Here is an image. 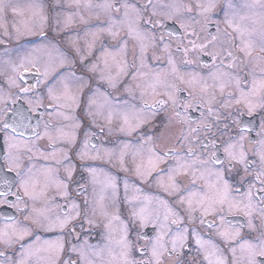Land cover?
<instances>
[{"label": "flooded vegetation", "instance_id": "af4514ba", "mask_svg": "<svg viewBox=\"0 0 264 264\" xmlns=\"http://www.w3.org/2000/svg\"><path fill=\"white\" fill-rule=\"evenodd\" d=\"M245 0H234L235 5L231 8L227 7V2L231 0H217V6L208 15L209 19L207 22V32H205L200 24L194 25L196 30L200 33L203 38L207 33L216 34L217 27L220 28L221 32L228 31L231 35L235 36L236 33L232 32L231 29L226 28L224 23L226 18V13L229 19H232L234 23L238 24L241 29H246L242 26L243 23L249 22L250 28L247 30V36L250 39H245L252 41L254 45L253 56L259 53V46L261 43V32L264 31V21L261 20L262 12H259V6L255 7V10L250 14H240L238 15L237 10L241 7L242 2ZM118 2V1H117ZM185 0L183 1V3ZM186 5V4H184ZM187 5H191L190 1H187ZM144 11L142 12V21L138 23V26L147 36H155V43L148 45L147 58L145 63L147 67L142 69L143 72L147 73L146 76L141 78L138 82L141 87L146 89L148 95L145 96L152 103L153 100H167V96L164 95H151V85H155L156 91L162 93L164 91H172L173 88H167V85L174 86L178 89L179 100L177 103L180 105L176 110L181 113L186 121H191V127H197L198 124L203 123L201 113L207 112V104L201 103V97H205V93L201 91V83L199 78L203 77L207 80L209 84H213V81L209 78L208 74L210 71H214L211 67L213 61L205 53L196 54L193 50L187 58H185L183 51H177V45L183 44L190 47L188 41L195 39L192 36H186L185 30L180 27L181 22L186 24H191L193 20H198L203 24V18L196 15V12L179 11L177 13L179 16H171L169 18H162L160 16L152 17V11L144 6ZM123 10L120 13L113 12L114 17L122 16ZM86 16L84 20L85 24L89 28L88 34H83L80 27H85V25L78 24L79 22H74L76 36L75 41H80V44L84 42L88 43V52L79 53V49L76 48L75 54L72 57V72L75 73V78L71 79V91L78 94L79 96V106L73 108H66L63 111L70 116V119L64 120L62 116H57L55 114L54 108L49 107V100L47 99L46 89L32 88L33 85L37 84L38 76L34 70L25 72L23 68H19L17 71H13V68L19 64L20 54L25 49L20 48L19 50L14 49L11 45V38L4 39L5 43L0 44V47L8 48L10 56L8 62H10L12 67H2V61L0 60V178H9L13 181V187L11 191L16 192L18 190L19 177L16 176L15 172H9L8 167L4 163V158L8 146L5 143L7 138L11 142L19 143L21 146L26 142L31 143L34 146L33 149V163L37 171L36 178L40 182L39 186H42L45 182V177L42 172V168L49 164L55 169L56 166L51 158V154L55 151L56 158H60L63 151H67L69 159L65 161V164L75 165L74 172V182L71 183L69 189V199L75 198L76 203L81 205L84 204L85 200L88 202L89 209L95 206V201L104 195L106 199L104 200V205L107 215L100 213L99 209L97 214L93 217L96 223L92 226L88 224L83 225V231L80 228H76L75 233L69 238L66 233H61L59 231L45 232L40 229H35L34 226L30 224V221L24 220V215L27 212H20L17 207L10 206L15 205L16 198L14 196H8L6 199L9 203H0V229H4L6 225L14 222H18L21 225L33 227L34 234L31 237L26 238L22 243L25 245L30 244L31 241L39 236L42 241H51L52 239L61 238L70 239L71 243L68 247L73 244L79 246L82 242L87 241V243L93 248L100 252V257L93 259H100L103 261H108L110 259L109 253L119 254L122 249L119 245L115 243H110L108 239L109 230L105 228V224L109 223L113 216L118 215L120 217L119 221H112L111 232L112 239L119 240L121 236H126L128 242V259L132 261H146L148 259V253L151 250L152 243L158 233V227L155 220L156 216H159L160 221L164 222V216H168L166 222L167 227L164 232H170L169 235H165L164 243H168L170 246L171 235H175L177 232L188 229L186 233V247L181 249V254L179 259L182 264H209L207 260L204 259L205 253H212L213 249H218L215 255H211L210 259L215 264L217 257L224 259L227 264H231L233 259V254L231 248L235 247L237 249L236 256H246L247 250L240 248V244L243 241L252 240V237L256 236L258 233L251 232L247 227L248 218L242 212L228 213L225 211L224 215L231 225L239 230L240 236L235 240H225L217 235L218 227L212 226L215 223L219 226V217H214L212 215L204 216V223L201 221V213L196 211L193 213V220L189 221L186 209L187 203H180V196H186L183 191L185 187H190L188 178L178 177L179 185L181 191L177 194L168 195L159 185L158 180L163 181L165 186L168 185L167 180V168L168 162H170L171 157H169L168 162L160 165L161 171L159 173H153V176L149 178L148 182H142L141 179L136 175L134 165L132 163V152H134L140 145V137L144 134L154 137L153 143L158 149H163L165 147H175L180 148L179 144H173L172 141L175 139V135L178 134L180 125L176 122V117L173 114V108L171 103L156 104L155 107L148 114L149 122L146 123L142 129L136 132L133 136L129 137L115 130L116 123L113 127L112 134L109 135L107 131L106 121L104 116L107 115V107L100 108L104 105L103 93H110L113 105H119L124 101L130 104L139 105L140 103V89H135V84L137 81H133L132 76L121 77L120 82L117 85V89L113 90L109 87L106 82V78L109 76V69L111 70V75L116 74V63L124 59V53L120 50V41L125 38V32L121 31L119 36L113 38L106 31L100 32L101 28H107L106 15L101 12L95 14L94 10L89 12L84 10L81 17ZM176 17H179L177 19ZM241 17H248L249 21H242ZM152 20L155 22L149 23ZM174 22L176 27L171 29L170 24ZM192 29L189 28L190 32ZM142 32V31H141ZM95 33V35H94ZM56 36V35H54ZM56 40L60 41L58 37ZM38 41L33 39L32 42ZM239 42V41H237ZM25 43V42H22ZM15 44V43H14ZM13 44V45H14ZM60 44V43H59ZM137 42L134 40L128 41V55L127 60L129 64V72L135 71V68L139 67L140 60L137 59L133 62L132 51L136 48L139 52L138 47H136ZM61 46V44H60ZM22 49V50H21ZM45 50V49H44ZM107 50V52L105 51ZM3 50H0V53ZM26 51V50H25ZM24 51V52H25ZM35 52V51H34ZM28 53L34 54L33 56L37 60L38 66H45V58L40 57L38 54L29 51ZM110 53V54H108ZM239 55V53H237ZM264 55V54H261ZM2 58L3 55L0 54ZM169 59L172 60L173 65H175L177 71L172 73L173 65L168 63ZM185 59L192 61L191 63H185ZM105 62H107L108 68L105 67ZM240 64V61H236ZM227 64V59L225 60ZM253 63H250L247 67L237 68L233 71L235 74L238 72L241 76L240 90L247 91L249 87L250 77L248 72L253 68ZM95 65L94 70L92 66ZM4 66V65H3ZM31 67V65H28ZM69 66V67H70ZM68 64L64 67L57 68V71L48 80V83L53 84L62 76L64 70L69 68ZM255 71L259 73V68L256 67ZM23 75V79H19L20 75ZM157 74L159 76V83H157ZM196 76L195 82L189 83L191 78ZM105 78V79H102ZM183 77V82L179 79ZM217 85L219 81L216 82ZM131 84L135 89V95L124 92V87ZM81 85H84L82 91H80ZM30 89L31 91L22 92L21 89ZM62 89H58V92ZM215 91L216 101L211 105L214 110L219 111L221 114V120L212 127V132L215 133V137L211 134H207V139L205 143L207 144V151L210 155L211 152L216 153L217 159L224 161L225 153L223 141L229 138V135L233 139H238V133L245 137L244 149L247 157V166L250 175H246L243 170V165H237L235 169L228 171L226 175V180L232 185L233 189H239L241 193L246 192L249 185L252 183L256 184V189L260 187L259 182L255 180V171L259 170V160L257 156L252 154L253 145L259 139L257 132L260 130V114L257 113L253 116H249L243 105H233L231 109L220 108L219 105L222 102L232 103L229 96H238L239 91H237L235 84H231L230 87L225 89L223 95L219 92L218 87L210 88L209 94ZM189 93L192 94L190 97ZM96 94V95H94ZM43 97V100H41ZM95 99L96 103L93 105V111L99 109L103 114L97 117V124H104L105 131L101 133L98 126H94L91 123L92 118L86 116L85 109L88 107L89 98ZM189 104L190 107L185 108L183 105ZM53 113L52 117H49V113ZM231 113V115H229ZM76 117L75 119L73 117ZM74 121L72 122L71 120ZM47 122L52 126H66V131L71 133L73 130V125L79 122L81 125L80 129H76L77 143L71 147L67 143H55L50 145L47 138L35 139V133H40L43 136L45 128L44 124ZM228 125V129H224V125ZM7 125V127H5ZM217 127L221 131H217ZM185 131H187L188 123L184 124ZM84 131H88L92 136L91 141L88 146L89 155L95 156L97 150L101 154V158L98 159H85L79 160L76 157V150L80 147L81 143L85 139ZM224 132V135H221ZM202 139L205 138L206 133L203 131L199 133ZM215 139V147H213L212 141ZM125 143L130 145L127 150V156L125 167L128 171H123L118 163L116 157L119 155L120 149ZM92 145L96 147L93 148ZM258 147V145H256ZM105 149L111 150L116 155L113 157L112 161L109 162L107 157L103 156ZM23 149L21 148V151ZM184 150H187V145H184ZM203 151V149H200ZM14 153L16 150H12ZM239 148H237V153ZM41 153L49 155L50 159L45 161L40 158ZM183 155V153H181ZM24 164L29 163L27 155L23 156ZM138 162V161H137ZM214 168H221L220 164L213 165ZM96 169L98 172L95 182H93L92 176L89 174L87 169ZM223 170V169H221ZM105 174L110 175L115 179L116 188H104ZM65 172L63 168H60L58 172L53 171L50 179L48 180L47 197H42L35 202L27 201L29 208L35 207L50 208V215L55 214L58 209L54 204L65 205L66 200L58 194L56 181L64 179ZM241 178H243L241 180ZM204 181L198 180L195 185L196 189H201ZM127 184V188L125 185ZM83 185V189L79 186ZM254 189L255 195L257 197L261 196L262 193ZM0 190L3 187L0 186ZM20 195L23 196V192L20 191ZM232 195L239 199L238 194L233 191ZM151 197V201H147L146 198ZM4 199V198H0ZM164 201L167 205L159 203V201ZM47 201V202H46ZM193 206L196 207V200H193ZM20 208L24 207V204L19 205ZM141 208L145 211L143 215L151 220L150 223H145L143 227H140L138 216H134L133 213L139 214ZM107 209V210H106ZM111 209V210H110ZM171 209V213L169 212ZM66 210V209H65ZM113 213V214H112ZM175 213L176 215H173ZM91 216V211L89 212ZM110 214L112 216L110 217ZM179 218V223H174ZM258 224V220L256 221ZM119 228L123 229H118ZM122 226V227H121ZM194 233V235H193ZM196 238H202L206 243L204 248L196 243ZM210 242V243H208ZM254 242V241H253ZM107 245L106 248L103 247ZM0 251H4L6 257L18 258L20 254V245L17 244L14 248L5 249L3 245H0ZM42 256L46 255L41 253ZM40 254V255H41ZM75 259L76 257L71 253H65L62 255V259L67 260L69 258ZM0 264H3V258H0Z\"/></svg>", "mask_w": 264, "mask_h": 264}, {"label": "snow or ice", "instance_id": "6c2138e0", "mask_svg": "<svg viewBox=\"0 0 264 264\" xmlns=\"http://www.w3.org/2000/svg\"><path fill=\"white\" fill-rule=\"evenodd\" d=\"M73 3L79 7L80 0H73ZM85 7H91L90 3H85ZM217 6V0H209V3L205 4L197 0L194 7L189 5H180L178 7L180 11L196 12V15L203 18V24L198 20H193L191 24H186L181 22L180 27L185 30L186 36L195 37V39L189 40L188 43L190 47L183 44L177 45V51H183L185 58L195 50L196 54L205 53L213 61L212 68L214 71H210L208 76L213 81V84H209L207 80L200 77V83L202 85L201 91L206 95L201 97V103L207 104V112L201 113L203 123L197 125V127H191V121H186V118L181 115L176 109L180 106L177 101L179 100L178 89H175L172 85H167V88H173L172 91H164L159 93L156 91L155 85H151V95H164L167 96V100H153L149 103V100L145 98L148 95L146 89L141 87L138 82L141 78L147 75L142 69L147 67L145 60L147 58L148 45L145 44V40L149 41V44L155 43V36H147L145 33L141 32L138 21L142 19L143 7H138L137 5L130 3L129 0H104L103 3L97 5L99 9L106 15L107 28H101L99 31H106L110 36L116 38L119 36L121 31L125 32V38L120 41V50L124 53V59L118 61L115 65L116 74L111 75V70L109 69V76L106 78V82L109 87L113 90L117 89V85L120 82L121 77L131 75L133 81H137L135 84V89H140V103L139 105L130 104L127 101L120 103L118 106L113 105L111 94L103 93L104 105L100 108L107 107V115L104 116L107 125L108 134L111 135L113 131V125L116 123L115 130L126 136H133L142 127L149 122L148 114L155 107L156 104H169L171 103L173 108V114L176 117V122L181 126L178 134L175 135L173 144H179L180 148L175 147H165L163 149H158L154 141V137L144 134L140 137L141 143L139 147L132 152V163L134 165L136 175L141 179L142 182H148L149 178L153 176V173H159L161 171L160 165L168 162L169 157H171L170 162H168L167 168V180L168 185L165 186L163 181L158 180L160 187L168 193V195L177 194L181 191L178 177L188 178L190 187H185L183 191L186 196H180V203H187V215L189 221L193 220V213L199 211L201 213V223L205 221L204 216L212 215L214 217H219V226L215 223L212 224L214 227H218L217 235L225 240L235 241L239 236L240 232L233 225L229 223L226 219L224 213L242 212L247 218V227L251 232L258 233L256 236L252 237V240L243 241L239 246L242 249L247 250L246 256L237 257L235 247L231 248L233 254V259L231 264H264V31L261 32V43L259 46V53L253 56L254 45L250 40L245 39L247 34L246 29H241V27L234 23L232 19H229L226 13L225 25L226 28L231 29L232 32L236 33L235 36L231 35L228 31L221 32L220 28L217 27L216 34L207 33L203 38L200 33L196 30L194 25L200 24L202 29L207 32V22L209 19V13L215 9ZM259 6L264 10V0H252L251 4L245 5V7L254 8ZM30 8L34 10H39V5L30 4ZM228 8L232 5L229 3ZM5 9H10L14 15H20V10L18 6L12 4L11 0H0V30H2L3 37H11L13 33H19L21 29L13 23L12 31L10 32L7 25L3 22V13ZM123 10L122 16L114 17L113 12L120 13ZM131 13H135V19L131 17ZM157 13L155 10L152 12V16ZM179 19V17H176ZM45 18L41 16L43 21ZM241 19H246V17H241ZM261 20L264 21V14L261 15ZM149 23L155 24L154 21L149 20ZM67 23H72V18L69 15L67 17ZM192 30L189 32L188 29ZM30 30V29H28ZM43 35V32H41ZM95 35V33H94ZM134 40L137 42L136 47H138L139 52L136 48L132 51L133 62L137 59L140 60L139 67L135 68V71L129 72V64L127 60L128 55V41ZM239 41V42H237ZM5 43V40L0 38V44ZM107 52V50H105ZM239 53V55H237ZM110 54V53H108ZM227 59V64L225 60ZM240 61L237 64L236 61ZM185 63H191L192 61L185 59ZM253 68L248 72L250 77L249 87L247 91L240 90L241 76L238 72L235 74L231 70H235L241 67H247L250 63H253ZM66 61L61 60L59 67H64ZM168 63L173 65L171 59ZM31 65L29 67L28 65ZM95 65L92 69H95ZM105 67L108 68L107 62H105ZM259 68V73L255 71V68ZM19 68H23L25 72L34 70L39 77L37 84L33 85L32 88L46 89L47 99L49 100V107L54 108L55 114L57 116H62L66 121L70 119V116L66 114L63 110L66 108H73L79 106V96L73 93L69 87L68 80L75 78V73L66 74L60 77L56 83L50 84L48 80L57 71L56 68L49 67L45 65L43 70L38 66L37 60L35 58L28 60L27 58H22L20 63L13 68V71H17ZM177 69L175 65L172 67V73H176ZM19 79H23V75L19 76ZM102 79H105L102 77ZM183 82V77H179ZM196 76H193L189 83L195 82ZM217 81H219L217 85ZM157 83H159V76L157 74ZM231 84H235L237 91H239L238 96H229L232 103L222 102L219 107L225 109H231L233 105H243L249 116H253L257 113L260 114V130L257 132L259 139L255 142L252 148V154L257 156L259 160V170L255 171V180L259 182L260 187L256 189V184L252 183L249 185L246 192L241 193L240 190L233 189L232 185L226 180V175L228 171L235 169L237 165H243V170L246 175H250L247 166V157L244 149L245 137L238 133V139H233L231 135L227 140L223 141L225 160L221 161L217 159L216 153L213 151L208 154L207 144L205 139H207V134H211L215 137V133L212 132V127H214L220 120L221 114L216 111L211 106L213 102L216 101L215 91L209 94L210 88L218 87L221 95L224 94L225 89L230 87ZM84 85H81L80 91H82ZM30 89H21L22 92L31 91ZM58 89L62 91L58 92ZM135 89L131 84L124 87V92L135 95ZM96 95V94H94ZM190 97L192 96L189 93ZM43 100V97H41ZM96 101L92 97L89 98L88 107L85 109L86 116L92 118L91 123L94 126L100 128L101 133L105 131L104 124H97V117L101 116L103 113L97 109L93 111V105ZM185 108L190 107L189 104L183 105ZM53 113H49V117H52ZM231 115V113H229ZM188 123L187 131H185L184 124ZM7 127V125L5 126ZM44 134L35 133V139L47 138L49 144L55 143H67L70 147L77 143L76 129H80L81 125L76 122L73 125V130L71 133L66 131V126H52L47 122L44 124ZM224 129H228V125H224ZM217 131H221L218 127ZM206 133L204 139L199 135L201 132ZM95 133L89 135L88 131H84L85 139L81 143L80 147L76 150V157L79 160L85 159H98L101 158L99 150L95 156L89 155L88 146L91 141L92 136ZM224 135V132H221ZM5 143L8 146L6 151L4 163L8 167L9 172H15L16 176L19 177L18 190L16 192L11 191L13 187V181L9 178H0V186L3 190H0V203H9L6 199L8 196H14L16 198V204L10 205L18 208L20 212H27L24 215L25 221H30V224L34 226L35 229H40L45 232L59 231L61 233H66L67 237H71L76 233V228L79 227L81 232L83 231V225L86 223L90 226L94 225L96 221L93 217L97 214L99 209L100 213L107 215L104 211L105 205L104 200L106 197L101 195L98 200L95 201V206L89 209L88 202L85 200L84 204L81 205L76 203L75 198L69 199V189L72 182H74V172L75 165L65 164V161L69 159L67 151H63L60 158H56V152L51 154V158L54 164L58 167L55 169L51 164L44 166L42 168L43 175L45 177V182L42 186L36 178L37 170L32 162L33 160V149L34 146L31 143H25L20 145L16 142H11L7 138ZM213 147H215V139L212 141ZM184 145H187V150H184ZM258 145V147H256ZM95 148V145H92ZM130 145L125 143L119 151V155L116 157L118 163L123 171H128L125 167L127 156V150ZM21 148L23 149L21 151ZM237 148L239 152L237 153ZM200 149H203L201 151ZM12 150H16L15 153ZM183 153V155H181ZM27 155L29 163L24 164L23 156ZM116 154L111 150L105 149L103 156L107 157L108 161L111 162ZM45 161L49 160V155L41 153V157ZM138 161V162H137ZM220 164L221 168H214L213 165ZM60 168L64 169L65 177L56 181L58 194L66 200L65 205L54 204L58 209L55 214L50 215V208H29L27 201H33L47 197L48 180L53 171L58 172ZM223 169V170H221ZM89 174L95 182L98 172L96 169H87ZM243 178H241L242 180ZM198 180L204 181L201 189H196L195 185ZM104 188H116V182L113 177L105 174ZM83 189V185L79 186ZM127 188V184L125 185ZM254 189L262 193L261 196L257 197L255 195ZM20 191L23 192V196L20 195ZM235 191L239 199L232 195ZM151 197L146 198L147 201H151ZM196 200L197 206H193V200ZM47 202V201H46ZM23 203L24 207L20 208L19 205ZM159 203L164 204V201H159ZM66 209V210H65ZM91 211V216L89 212ZM145 209L141 208L139 214L133 213L134 216H138L140 227H143L145 223L152 222L147 219L143 213ZM171 213V209H169ZM176 215L175 213H172ZM120 217L118 215L113 216L109 223L105 224V228L109 230L108 239L110 243H115L119 245L122 251L119 254L109 253L110 259L108 261H103L100 259H93V257L99 258L100 252L96 251L93 246L89 245L87 241L82 242L79 246L72 245L68 247L71 243L70 239H65L63 236L55 241H41L39 236H36L31 244L25 245L22 243L26 238L33 236V227L21 225L18 222L6 225L4 229H0V245H3L5 249L14 248L17 244L20 245V254L18 258L6 257L4 251H0V258H3V264H182L179 259L181 254V249L186 247L187 236L186 233L188 229L177 232L175 235H171L170 246L168 243H164L165 235H169L170 232H164L167 227L168 216H164V222L160 221L159 216L155 217L158 233L155 241L152 243L151 250L148 253V259L146 261H132L128 259V242L126 236H121L119 240L112 239L111 223L112 221H119ZM258 220V224L256 221ZM179 218L174 221V223H179ZM194 235V233H193ZM254 241V242H253ZM196 243L204 248L205 241L202 238H196ZM210 243V242H208ZM218 249H213L212 253H205L204 259L213 264L210 259L211 255H215ZM45 253L46 255H40ZM65 253H71L76 258L71 257L67 260L62 259V255ZM215 264H227V262L217 257Z\"/></svg>", "mask_w": 264, "mask_h": 264}, {"label": "rangeland", "instance_id": "374dc122", "mask_svg": "<svg viewBox=\"0 0 264 264\" xmlns=\"http://www.w3.org/2000/svg\"><path fill=\"white\" fill-rule=\"evenodd\" d=\"M183 1L184 0H129L130 3H133L138 7L147 6L152 12L153 10H155V12L157 13L155 16H160L162 18L179 16L177 13H179L180 10L175 6L184 4L187 5V1H190L191 5H195V3L197 2V0H185L184 3ZM11 2L12 4L18 6L21 14L14 15L10 11V9H5V12L3 13V22L7 25L10 32L12 31L13 23H15L21 29V31L19 33H13L11 37H3L2 35H0V38H11V45L14 49L17 48V50H19L20 48H24L26 50H24L25 52H19V57H21L20 61L22 58H27L28 60L35 58L33 56L34 54L28 53L32 50L33 53L45 58V65L57 69L59 68L61 60L66 61L65 65L68 64V67L72 65V57L73 53L75 54L76 52V48L79 49V53L88 52L87 42L80 44V41L76 42L74 39L76 37L74 36V34H76V32H74V22H79L78 24L85 25V27H80V29L82 30L83 34H88L89 28L84 22L86 16H81L84 13V10H88L89 12L94 10L95 14L101 13L102 10L99 9L97 5L103 3L104 0H80L79 7H77L73 3V0H11ZM200 2L207 4L209 3V0H200ZM85 3H90L91 7H85ZM229 3H231V5H235L234 0H231V2H227V5ZM251 3L252 0H245L244 2H242V8H239L237 10L238 15L250 14L251 12H253L255 10V7H245V5ZM30 4L39 5V10L30 8ZM262 11L264 14V10L259 7V12ZM69 15L72 18V23L70 24L67 23V17ZM135 15V13H131V17L133 19H135ZM141 15L143 17V14ZM41 16L45 18L43 21L41 20ZM248 19L249 18L246 17V19L242 21H249ZM141 21L142 19L137 23ZM248 23L249 22H245L242 24V26L248 29L250 28V25ZM141 31L143 32V30ZM41 32H43V35H41ZM0 33H2V30H0ZM55 37H58L60 41L56 40ZM246 37L247 39H250L247 35ZM33 39H37L38 41L32 42ZM59 43L61 44V46ZM145 44L150 45L148 40H145ZM0 50H3L0 53L1 55H3L2 58L0 57V60L3 63L2 67H12L10 62H8V58L10 56L8 48L6 49V47L3 46L0 47ZM70 73H72L71 66L64 70L62 76ZM68 84L71 89V79L68 80ZM73 118L75 119L76 117L74 116ZM74 119L71 121L73 122ZM112 214H110V217L112 216ZM117 228L119 230L123 229V227L119 228L118 226ZM55 240L57 239L54 238L51 241ZM31 243L32 241L30 242V244ZM106 247L107 245H105L103 249Z\"/></svg>", "mask_w": 264, "mask_h": 264}, {"label": "water", "instance_id": "95a60500", "mask_svg": "<svg viewBox=\"0 0 264 264\" xmlns=\"http://www.w3.org/2000/svg\"><path fill=\"white\" fill-rule=\"evenodd\" d=\"M170 26H171V29H174V27H176V24H175L174 22H172V23L170 24Z\"/></svg>", "mask_w": 264, "mask_h": 264}]
</instances>
